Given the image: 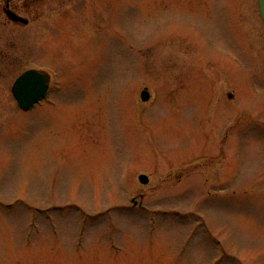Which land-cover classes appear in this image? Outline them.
<instances>
[{
	"label": "rangeland",
	"instance_id": "rangeland-1",
	"mask_svg": "<svg viewBox=\"0 0 264 264\" xmlns=\"http://www.w3.org/2000/svg\"><path fill=\"white\" fill-rule=\"evenodd\" d=\"M13 4L30 23L0 9V264H264L258 0ZM30 70L51 90L25 113Z\"/></svg>",
	"mask_w": 264,
	"mask_h": 264
},
{
	"label": "water",
	"instance_id": "water-1",
	"mask_svg": "<svg viewBox=\"0 0 264 264\" xmlns=\"http://www.w3.org/2000/svg\"><path fill=\"white\" fill-rule=\"evenodd\" d=\"M259 7L261 17L264 21V0H259ZM6 14L10 21L16 24H22L27 26L29 21L17 16L11 11H6ZM51 77L45 73L31 70L23 74L13 86L12 93L18 102L19 107L25 111L29 112L42 100H44L50 90ZM151 98L148 90L144 91L142 94V100L148 102ZM140 181L143 185H148L149 179L146 176H142Z\"/></svg>",
	"mask_w": 264,
	"mask_h": 264
},
{
	"label": "flooded vegetation",
	"instance_id": "flooded-vegetation-1",
	"mask_svg": "<svg viewBox=\"0 0 264 264\" xmlns=\"http://www.w3.org/2000/svg\"><path fill=\"white\" fill-rule=\"evenodd\" d=\"M14 0H0V9H4L5 10H11L13 12H17V10L14 9ZM15 12V13H16Z\"/></svg>",
	"mask_w": 264,
	"mask_h": 264
}]
</instances>
